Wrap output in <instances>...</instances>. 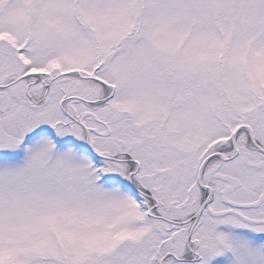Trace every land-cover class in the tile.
Here are the masks:
<instances>
[{
  "label": "snow or ice",
  "instance_id": "snow-or-ice-1",
  "mask_svg": "<svg viewBox=\"0 0 264 264\" xmlns=\"http://www.w3.org/2000/svg\"><path fill=\"white\" fill-rule=\"evenodd\" d=\"M0 264H264V0H0Z\"/></svg>",
  "mask_w": 264,
  "mask_h": 264
}]
</instances>
